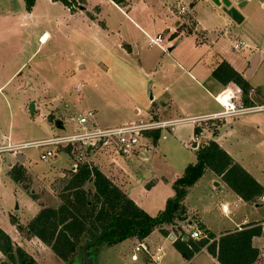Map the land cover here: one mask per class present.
I'll list each match as a JSON object with an SVG mask.
<instances>
[{"label":"crops","instance_id":"crops-1","mask_svg":"<svg viewBox=\"0 0 264 264\" xmlns=\"http://www.w3.org/2000/svg\"><path fill=\"white\" fill-rule=\"evenodd\" d=\"M15 1V3H11L9 0H0V90L15 84L17 88L32 92L33 94L30 96H34L35 93L37 94V92L41 91L71 92L73 95H69V100L71 101L72 108L80 111L93 110L96 121L102 126H113L130 121L145 120L151 116L161 120L169 119L165 116L167 112L166 106L168 105L165 101L166 99L172 101L174 97L166 92L171 91V87L173 86L175 92L180 93L181 88H179L178 84L179 74L186 75L190 83L196 84L202 90L205 89L204 92L206 91V94L212 95L202 82L179 61L180 53L176 52L178 42L173 43L176 35L180 38L182 36L179 32L181 28L178 26V23L174 26L170 22L159 21L158 16H153L157 13L163 15L165 9L177 17L184 18L177 13L178 8L168 3L169 0H159L160 6L149 4L145 0H126L124 4H116L113 0H106L109 3L108 10L95 6L96 2L94 0H83L84 4L80 0V6L73 7L75 8L73 10H70L59 1L48 0V4L55 7L58 11L59 14L57 16H38L35 11V5L30 9H26L22 0ZM90 1H93V3L87 4ZM180 2L181 0H177V3ZM193 4L192 2V7ZM14 5L16 8L13 7ZM241 13L243 15L242 11ZM226 15L228 16L226 17L228 20L234 21L227 13ZM184 16L193 26L196 25L199 28L201 25V21L198 19L194 8L190 10L189 14L187 13ZM44 17L48 18L47 22L53 28L51 31L45 27L40 28L41 24L47 23L41 22V19ZM149 17L152 18V26L149 24ZM244 20L245 16L243 15L242 21ZM162 29L168 33L167 35H170L171 40H166L167 45H164L163 41L160 45L139 43L141 36H144L146 41V39L152 37L150 31H161ZM44 34H48V39L45 42L42 40ZM52 39H55V44L59 41H63L66 44L67 49L63 50L62 55L57 51L60 49L52 50L50 48L49 50H44V46ZM260 44L262 45L260 47L256 44L255 50L250 55L251 59L256 56V63L249 75L247 71L251 67L250 62L246 68L242 69L241 65H238L234 60L226 61L225 59H221L215 65V68L222 61H226L248 81L244 73L247 76L252 75L264 55V39L260 41ZM248 47L247 44L243 48ZM65 51L68 52L66 53ZM20 53H25V55H21ZM56 53L60 56V68L54 71L52 61ZM40 54L41 56L38 57ZM12 55L13 57L22 56L23 58L11 70H8L9 65L2 63L1 58ZM119 65L122 68H119ZM124 68L135 71L146 79V86H149L148 101L144 94L146 93V87L138 86L137 88L131 87L129 89L122 84L117 85L115 79H113V77H116L115 73H117L115 70L122 69L121 71L125 73ZM76 70L78 71L75 72ZM62 75L65 77H62ZM23 79L26 82L22 83ZM214 80L213 82H209L216 89L217 93L228 87L230 83H233V81H230L224 85L219 80L215 78ZM156 87L157 94H154L152 88ZM74 90H77L79 94L74 93ZM160 102H162V107L159 112L158 104ZM217 104L219 105V103ZM186 105L190 106L191 102H188ZM204 108L191 113L189 117L220 111L214 108L212 110ZM57 119H60V117H57ZM256 126L259 127V124H256ZM174 130L175 127L169 133H173ZM214 130L215 133L204 129L203 135L207 134V132L211 134L210 138L204 137V140L216 141L234 161L242 165L264 187V171L262 170V173L255 175L245 162L239 161L234 156L235 153H233L232 148L227 145L225 140L222 139L224 136L220 134L218 128ZM170 137L173 138L174 136L170 135ZM168 139L169 135H164V142L161 141L163 146L166 147L164 149L165 152L162 150L161 143L159 144V149L161 155L166 156L167 166L173 168V164L167 158V153L173 141H176V138ZM242 142L244 144L247 143V146L251 150H257L259 144L258 141L250 142L248 139L247 141L242 140ZM191 147L195 153L194 162H196V150L199 146H193L192 144ZM26 159V156L23 162H19L16 159V162L10 165V169L19 162L27 170V177L30 178L32 173L25 167ZM88 159L121 188L136 205L150 215H156L159 211L151 214L146 209V204L133 193V189L141 186L147 197L153 194L155 188L160 185L159 180L163 181L165 179L172 186L174 180L183 174L185 167L189 163H194L189 162L186 165L182 163L180 168L172 170L174 175L170 176V178L163 177L159 173L152 174L150 181L144 186L145 180L138 184L136 181H132L135 177L137 165L132 164L131 161L121 158L112 159L102 153L92 154ZM15 182L25 189L24 180ZM195 191H197L196 194L193 193ZM259 202H264V194L253 200H244L224 182L221 176L210 169H206L204 174L187 189V193L183 199L186 209L184 214L186 217L185 221L193 224V227L195 225H202V232L205 235L208 232H212L215 239L224 233L248 226L250 223L260 224L263 228V233L253 236L251 242L252 246L259 250L258 257L253 264H263L264 218H252V213L256 210ZM185 221H181L180 223L185 224ZM164 230L166 234L162 233L159 229H154L148 236L144 237V240L149 242L153 239L151 234L157 232L160 238H162H157L152 242L151 249L153 251L155 247L162 245L160 244V240L169 239L173 245V241L179 235L178 226L166 225L164 226ZM190 230H192V227L188 228V231ZM131 239L140 240L136 237H131ZM18 246H22V244L20 243ZM162 252L163 259L165 256L163 248ZM201 254L209 256V264H220L208 252L206 246L202 247L188 259L182 257L184 261L182 264H194L195 259ZM4 261L5 255L0 250V264ZM145 262H148L146 258Z\"/></svg>","mask_w":264,"mask_h":264},{"label":"rangeland","instance_id":"rangeland-1","mask_svg":"<svg viewBox=\"0 0 264 264\" xmlns=\"http://www.w3.org/2000/svg\"><path fill=\"white\" fill-rule=\"evenodd\" d=\"M9 1L11 3L16 2L15 0ZM22 1L26 7L25 0ZM94 1L96 2L95 6H99L103 10L109 9V3L106 0ZM59 2L63 4L61 1ZM145 2L160 6L159 0H145ZM192 2L194 3L193 7L191 6ZM228 2L229 4L226 5L225 0H220V5H217L213 0H181L180 3H177V0L168 1L169 4L176 8H179L180 5L185 6L188 14L194 8L198 19L201 21L199 28L196 25L193 26L185 16H183L184 18L177 17L165 9L163 15L159 13L153 15L154 17L158 16L159 21L170 22L174 26L178 23L181 28L179 32L182 36L180 38L176 35L173 43L178 42L176 52L180 53L179 61L212 93V95L206 94V91L204 92L205 89L202 90L196 84L190 83L186 75L179 74L180 93H176L173 86L171 91L166 92L174 97L172 101H168V99L165 101L168 104L165 116L169 119L188 118L191 113L205 109L204 107H206V110H212L213 108L222 110L223 108L219 106L220 104H217L218 102L213 96L217 91L209 82L215 81L213 76L215 65L221 59L226 61L234 60L244 69L252 61L250 55L255 50L256 44L259 47L262 46L260 41L264 39V0H228ZM48 3V0H34L32 6H36L35 11L38 16H57L59 14L56 8ZM75 3L76 5L67 7L73 10L75 9L73 7L80 6V0H76ZM82 3L84 4L83 0ZM90 3H93V1L87 4ZM228 6L234 7L241 15L242 11L245 20L240 22L228 20L226 18L228 16L224 12V9ZM13 7L16 8L15 5ZM148 20L150 26H152V18L149 17ZM47 21L48 18L46 17L41 19V22ZM44 27L50 31L53 29L49 22L40 25V28ZM157 34L163 36L164 45H167L166 40H171L170 35H167L168 33L163 29L161 31H150L152 37ZM239 40L246 42L249 47L234 50L233 44ZM139 43L148 45V39L145 41V37L141 36ZM44 47V50H49L50 48L52 50L60 49L57 50L60 55H62L63 50L67 49L63 41L55 44V39L49 40ZM65 52L67 53L68 51ZM20 54L25 55V53ZM54 55L52 64L55 71L60 68V56L57 53ZM22 58V56L13 57L12 55L1 59L2 63L9 65L8 70H11ZM119 68H122L121 65H119ZM124 69L125 73L121 71L122 69L115 70L117 73H115L116 77H113V79H115L117 85L122 84L129 89L131 87L137 88L138 86L146 87V93L144 94L148 101L149 86H146V79L135 71H131L128 68ZM244 76L248 79L249 92L251 89L253 91L249 95L243 93L242 99L245 96H249L252 101H249L248 105L264 103V55L254 73L250 76L244 73ZM62 77L65 76L62 75ZM63 81L61 82L63 83ZM23 82H26L25 79L22 80ZM237 86L239 85L234 82L228 85L231 89ZM152 90L154 94H157V87L152 88ZM74 91V93L79 94L77 90ZM32 94V92L17 88L15 84L0 90V146L36 141L70 131L71 124L63 119L80 111L72 108L69 100V95H73L71 92L41 91L37 92V94L35 93L34 96H30ZM188 102H191L190 106L186 105ZM31 104H33L32 110ZM161 105L162 102L158 104L159 112ZM57 117L62 120L63 128L57 127L55 124L54 121ZM206 122L208 123H202L204 129L213 132L215 128H218L220 134L224 136L222 139L235 153L234 156L239 161L245 162L255 175L262 173V170L264 171V111L218 118ZM256 124H259V127ZM194 126L190 122H181L175 126L173 133L164 131L158 135L154 142H149L148 148L142 151L138 158L131 161L132 164L137 165L135 177L132 181H136L138 184L145 180V186L150 181L152 174L159 173L163 177L170 178V176L174 175L173 169L180 168L182 163L186 165L189 162H194L195 153L190 143V139L195 132ZM163 135H169L168 140L176 138L167 153V158L173 164V168L167 166L166 156H162L160 153V143L163 152H165L164 149L166 148L161 142L163 141ZM170 135L174 137L171 138ZM210 135L209 132L205 133L198 146L207 143L209 140H204V137L210 138ZM247 139L250 142H259L257 150H251L247 143L244 144L242 142V140L247 141ZM22 151L27 157L25 167L32 173L29 178L27 177V170L24 169L23 184L25 189L17 184L10 174V165L16 162V156L8 151L0 153V229L10 238L13 251L21 243L22 246L19 247L31 256L37 264H66L68 261L72 264H83L80 257L81 248H78L77 252L68 261H64L51 250L50 246L39 238L29 235L25 228L20 230L18 227H25L41 207H55L60 203L59 193L65 181L71 175L69 170L72 164L71 158L65 152H57L48 161H42L39 159L40 149L27 147ZM159 183L160 185L155 188L153 194L147 197L141 186L133 189V193L146 204V209L151 214L164 209L166 199L174 194L171 183L169 184L167 180H159ZM89 185L86 184L85 187H89ZM196 192L193 193L196 194ZM260 217L264 218V202H259L256 210L252 213V218ZM151 237L153 238L152 240L146 241L150 247L157 238L162 239L157 232H153ZM86 240L87 238H83L82 244ZM137 242L136 239L134 240L130 237L115 245L109 246L102 242L95 244L90 249L94 264H182L184 262L183 256L175 250L169 239L160 240L165 256L159 263L151 261L148 256L145 257L141 253H137L138 260H132L131 254ZM144 257L148 262H145ZM5 261H10L6 255ZM209 261L207 254H201L195 259L194 264H209ZM13 264L17 263L13 262Z\"/></svg>","mask_w":264,"mask_h":264},{"label":"trees","instance_id":"trees-1","mask_svg":"<svg viewBox=\"0 0 264 264\" xmlns=\"http://www.w3.org/2000/svg\"><path fill=\"white\" fill-rule=\"evenodd\" d=\"M59 1L68 7L76 5V0ZM113 1L116 4H124L126 0ZM25 2L27 9H30L34 0ZM213 76L224 85L230 81L235 82L244 94L249 92L247 80L226 61H222L213 70ZM243 100H248V97L245 96ZM195 131L198 129L195 128ZM213 132L215 133V130ZM158 135V131L152 133L154 141ZM206 169L221 176L244 200H253L264 194V187L242 165L234 161L216 141L209 140L196 150V162L189 163L183 174L174 180V194L166 199L164 209L156 215H150L136 205L96 165L83 162L65 181L59 193L60 203L56 207H41L25 227H18L20 230L25 228L29 235L36 236L50 246L64 261H68L78 248H82L84 243L94 237H97L95 244L102 242L110 246L130 237L143 239L154 229L166 234L164 226L179 227V223L186 220L183 199L188 187L193 185ZM24 172L19 162L10 169L12 179L18 182L24 179ZM86 184L91 187H85ZM198 227L203 228L202 225ZM262 233L260 224L250 223L241 229L224 233L217 239L212 232L197 241L185 240L178 235L173 245L186 259L206 246L208 252L220 264H253L259 250L252 246V237ZM83 238L87 240L82 244ZM94 245L87 248L90 256V249ZM0 250L10 260L1 264H37L21 247L17 246L13 251L9 237L1 230ZM66 264L72 263L68 261Z\"/></svg>","mask_w":264,"mask_h":264},{"label":"built area","instance_id":"built-area-1","mask_svg":"<svg viewBox=\"0 0 264 264\" xmlns=\"http://www.w3.org/2000/svg\"><path fill=\"white\" fill-rule=\"evenodd\" d=\"M177 13L184 16L187 15L188 10L185 6L181 5L177 9ZM162 41L163 36L157 34L155 37H149L148 44L160 45ZM245 46L247 44L239 40L233 44V49L239 50ZM225 90L230 92L229 104L221 103L218 99V95ZM250 92H248V95ZM242 95L243 91L241 87L237 86L234 89L226 87L214 96L215 100L223 108L218 112L188 118L165 120L156 119L151 116L145 120L130 121L113 126L100 125L96 121L95 112L91 109L78 111L77 114L63 119L71 124L69 132L31 142L2 145L0 146V153L8 151L16 156L18 153H23V149L33 147L40 149V160L48 161L57 152H65L72 160L71 169L69 170L75 172L80 163L91 162L88 157L92 154L102 153L112 159L121 158L126 161H132V159L138 158L142 151L148 148L149 142H154L152 138L154 131H158L159 134L164 131H171L177 124L186 121H190L198 129L190 139V143H195L197 146L201 143L203 136L204 127L202 123L206 124L208 123L206 121L218 118L264 111V103L248 105L247 103L252 100L249 99V96H247L248 100H243ZM88 147H90L89 150ZM189 227H192V230L188 231ZM179 235L185 240H200L207 237L197 225L193 227V224H189L188 222H185V224L179 223ZM137 253L148 256L151 261L156 263H159L163 257L162 247L157 246L153 251L144 238L138 240L137 244L134 245L133 253L131 254L132 260H138Z\"/></svg>","mask_w":264,"mask_h":264},{"label":"water","instance_id":"water-1","mask_svg":"<svg viewBox=\"0 0 264 264\" xmlns=\"http://www.w3.org/2000/svg\"><path fill=\"white\" fill-rule=\"evenodd\" d=\"M216 4H220V0H213ZM226 5L229 4L228 0H225ZM225 12L235 21V22H240L243 19V16L234 8V7H229L224 9ZM256 63V56L252 58L251 61V67L247 71V74L249 75L250 72L252 71L253 67L255 66ZM33 104H31V110L33 109ZM62 120L57 119L56 125L57 127L62 128ZM193 146H196L195 143ZM90 147H88V150ZM16 158L19 162H23L25 160V154L24 153H18L16 155ZM97 241V237L92 238L91 240L87 241L86 243L83 244L82 248L80 249V257L83 262V264H94L92 256L88 255L87 248L94 245Z\"/></svg>","mask_w":264,"mask_h":264},{"label":"bare ground","instance_id":"bare-ground-1","mask_svg":"<svg viewBox=\"0 0 264 264\" xmlns=\"http://www.w3.org/2000/svg\"><path fill=\"white\" fill-rule=\"evenodd\" d=\"M47 39H48V34H44V36H42V40L45 42ZM229 97H230V92L228 90H225L224 92L218 95L219 101L224 104L230 103Z\"/></svg>","mask_w":264,"mask_h":264}]
</instances>
